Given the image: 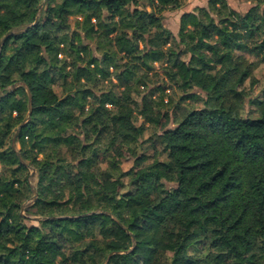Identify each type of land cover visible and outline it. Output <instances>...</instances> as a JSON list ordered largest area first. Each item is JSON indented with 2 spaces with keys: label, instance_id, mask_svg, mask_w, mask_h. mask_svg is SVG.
I'll return each mask as SVG.
<instances>
[{
  "label": "trees",
  "instance_id": "obj_1",
  "mask_svg": "<svg viewBox=\"0 0 264 264\" xmlns=\"http://www.w3.org/2000/svg\"><path fill=\"white\" fill-rule=\"evenodd\" d=\"M183 3L0 0V264H264V0Z\"/></svg>",
  "mask_w": 264,
  "mask_h": 264
},
{
  "label": "rangeland",
  "instance_id": "obj_2",
  "mask_svg": "<svg viewBox=\"0 0 264 264\" xmlns=\"http://www.w3.org/2000/svg\"><path fill=\"white\" fill-rule=\"evenodd\" d=\"M208 0H184V3L181 8H175V9H169L163 14V23L164 26L170 30V32L176 36L179 29V21L180 17L183 13L192 11L196 7H202L207 6ZM229 6L233 8L234 10L238 12H245L250 6H251V0H227ZM251 61H254L255 59L250 58ZM157 70V77H153L154 81L157 80H163L164 77L167 76V73L164 72L162 67L158 64L156 65ZM239 83L241 84V91L244 93V95L248 96V99L246 100V112H250L252 110V107L249 105V100L255 97H260L262 99L264 95L263 85H264V64H260L259 66H256V68L253 71H247L240 75L239 77ZM59 86H55V90L59 91ZM176 94V93H175ZM179 93H177V96ZM175 96L176 98H178ZM195 103V102H194ZM187 104V103H186ZM196 104V103H195ZM188 105V104H187ZM197 107H200V102H197ZM169 115H166L161 119L160 125L166 124L169 121ZM142 122V120L139 118L137 123ZM170 124V123H169ZM150 134H146V136H149ZM114 150L117 151V153L121 154V168L123 171H127L131 169L134 166V160L135 157L130 156L126 151L124 152L123 149L117 144L114 145ZM160 147L158 148V151H160ZM147 154L152 157L154 155V151L151 149L147 151ZM156 154V153H155ZM139 170L138 167H135V171L137 172ZM31 174H33V171H31ZM35 174L31 178L32 186H35ZM124 183L127 182V178H124ZM113 186L116 189L121 190L120 185L118 182L114 181ZM62 195L64 193L62 192ZM29 201H26L24 205L28 204ZM24 214V212L22 211ZM28 216V219L26 220V224L28 225H38L37 219L38 217L32 216L31 212L29 214H26Z\"/></svg>",
  "mask_w": 264,
  "mask_h": 264
},
{
  "label": "water",
  "instance_id": "obj_3",
  "mask_svg": "<svg viewBox=\"0 0 264 264\" xmlns=\"http://www.w3.org/2000/svg\"><path fill=\"white\" fill-rule=\"evenodd\" d=\"M29 26H27L26 28H24V30H18V31H15V32H8L1 40H0V47L2 45V43L4 42V40L8 37V36H15V35H18L20 33H22L23 31L27 30ZM14 86H12L13 88ZM15 137V136H14ZM14 141V138L12 140V143Z\"/></svg>",
  "mask_w": 264,
  "mask_h": 264
}]
</instances>
